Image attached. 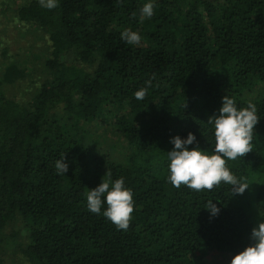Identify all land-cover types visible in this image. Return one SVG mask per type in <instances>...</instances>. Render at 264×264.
<instances>
[{"label":"trees","instance_id":"obj_1","mask_svg":"<svg viewBox=\"0 0 264 264\" xmlns=\"http://www.w3.org/2000/svg\"><path fill=\"white\" fill-rule=\"evenodd\" d=\"M146 2L13 7L18 22L46 36V52L29 99L0 92V264H230L254 243L251 231L264 221V0H152L154 15L141 23ZM124 29L141 43L122 41ZM23 75L10 63L2 80ZM225 95L238 108L256 104L260 117L254 150L228 161L249 187L235 195L224 184L173 187L172 138L191 132L197 143L188 148L211 154L209 118ZM107 130L120 151L103 145ZM62 154L64 175L55 169ZM109 175L133 193L126 231L103 216L106 204L99 215L87 207L86 193ZM211 250L221 258L209 260Z\"/></svg>","mask_w":264,"mask_h":264},{"label":"clouds","instance_id":"obj_2","mask_svg":"<svg viewBox=\"0 0 264 264\" xmlns=\"http://www.w3.org/2000/svg\"><path fill=\"white\" fill-rule=\"evenodd\" d=\"M41 7L49 10L58 7V0H38ZM137 14L132 13L135 17ZM154 15V3L148 0L140 9V22L151 19ZM141 35L131 29L121 32V40L129 45H139ZM147 87L135 92L137 100H143L148 88L152 87L151 80L146 81ZM260 117L257 115V106L251 101L247 107L238 108L234 98L225 95L219 109V115L209 118L214 124L215 145L211 154L198 146L189 149L188 145L197 143L196 137L189 132L186 139L180 136L172 138L174 148L168 151V181L173 187L181 186L196 192L212 191L220 185H230L232 195L243 194L249 183L237 178L229 167L228 161H236L245 157L254 150L253 140L255 126ZM65 154L56 161L55 169L58 174L64 175L68 165L64 162ZM87 207L94 214H101L104 204L107 205L103 216L107 218L118 230H127L135 210L133 193L125 187L124 179H102V182L86 193ZM211 215H218L220 209L209 200L205 206ZM254 243L235 254L230 264H264V221L251 231Z\"/></svg>","mask_w":264,"mask_h":264},{"label":"rangeland","instance_id":"obj_3","mask_svg":"<svg viewBox=\"0 0 264 264\" xmlns=\"http://www.w3.org/2000/svg\"><path fill=\"white\" fill-rule=\"evenodd\" d=\"M19 1L0 0V92L17 100H27L44 76L42 61L46 52V36L35 25L18 22L13 7ZM10 63L21 67L24 75L13 81H3L5 65ZM105 136L103 145L109 149L113 147L115 152L120 151L122 146L117 143V136L109 130L105 131ZM207 257L216 260L221 255L211 250Z\"/></svg>","mask_w":264,"mask_h":264}]
</instances>
